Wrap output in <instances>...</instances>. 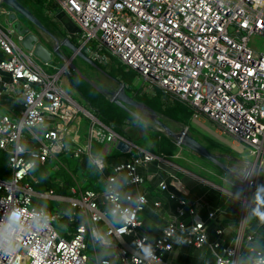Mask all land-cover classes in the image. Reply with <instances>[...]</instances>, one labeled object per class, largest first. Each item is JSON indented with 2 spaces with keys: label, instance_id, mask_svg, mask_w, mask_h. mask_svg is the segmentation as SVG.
<instances>
[{
  "label": "built area",
  "instance_id": "built-area-1",
  "mask_svg": "<svg viewBox=\"0 0 264 264\" xmlns=\"http://www.w3.org/2000/svg\"><path fill=\"white\" fill-rule=\"evenodd\" d=\"M2 3L0 0V6ZM54 3L77 24L72 36L78 37L80 44H76L83 51L86 49L87 55L100 61H108L109 54L117 56L142 75L149 93L161 91L186 104L194 115L207 116L220 130L248 145L256 157L254 163L263 166L264 52L252 48L249 41L254 35L264 37V0H54ZM44 10L55 18L48 7L44 6ZM23 37L13 26L6 30L0 25V95L20 96L23 104L18 112L0 115V149L8 154L11 168L8 177L0 176V219L7 207L31 210L37 196L69 202L72 207L69 221L75 219L78 211L87 210L98 223H106L102 215V191L83 188L76 180L69 195H58L53 188L38 191L32 182L36 175L28 168L29 157L12 151L24 143L26 131L33 139L30 147L38 153V165L52 158L58 169L61 155L92 154L93 140L103 143L105 152L110 153L125 139L91 114L88 142L77 143L73 121L81 106L60 83L69 60L59 71L49 74L34 61L33 51L20 44ZM91 41L94 48L88 47ZM40 121L47 125L46 134L34 136L33 126ZM128 143L126 151L134 152L133 157L114 168L122 165V172H127L134 181L132 184L142 185L144 176L138 166L158 155L129 140ZM57 144L62 147L57 148ZM254 163L246 161L247 165ZM114 174L113 171L107 177ZM161 187L165 189L167 184L162 182ZM140 193L146 197V203L134 212L133 224L137 226L129 224L122 239L112 237L111 264H144L141 257L134 258L133 242L146 236L149 237L146 243L153 245L156 256L152 264L161 263L162 255L172 250L174 237L179 233L196 247L208 241L207 224L198 217L197 204L185 209L188 202L184 198L179 201L177 215L167 222L160 235L151 237L139 232L143 224L140 213L149 203L148 195ZM246 198L251 202V196L245 193L243 219L247 215ZM154 204L158 206L161 202L156 200ZM48 210L52 216L49 228L22 237L13 256L0 254V264H92L94 249L90 234L81 231L79 222L62 233L53 221L63 215ZM186 214L191 217L189 222L184 218ZM209 215L212 217L214 213ZM216 232L222 235L223 229ZM127 236H133L132 245L124 242ZM211 244L216 255L214 264L219 257L236 258L237 245L226 243L222 237Z\"/></svg>",
  "mask_w": 264,
  "mask_h": 264
},
{
  "label": "crops",
  "instance_id": "crops-1",
  "mask_svg": "<svg viewBox=\"0 0 264 264\" xmlns=\"http://www.w3.org/2000/svg\"><path fill=\"white\" fill-rule=\"evenodd\" d=\"M36 5H38L41 10L40 13L42 18L48 20V23L51 24L49 28L55 32L60 41L64 39L65 36H68L71 40L74 38L72 34L76 30L77 24L72 20L68 12L60 9L56 5V7H58V9L56 8L58 13L56 15L54 14L55 18L53 19L44 10V6L40 0L36 1ZM67 21L69 22V24H66ZM9 25L11 24L9 23ZM35 28L36 30L34 32L35 34H37L39 39H42V41L44 40L45 43H48V41L52 43L54 42L52 37H49L48 33L41 30L37 26ZM76 55L77 54H73L71 56L72 62L73 57ZM92 59L99 66H94L98 70H100L103 64L109 62L107 60L100 61L96 58ZM64 66L65 64L62 67ZM68 69L69 67H67L65 70ZM112 69L113 67L111 66L110 70ZM102 71L103 73L105 72L103 69ZM97 76L98 75L95 74V76H93V80L95 79L99 82ZM104 76L100 80V83L104 81L101 84L102 90L100 92L102 93L104 92L103 90L107 89L105 84L106 80ZM119 78H116L118 82L113 79V83H118L117 86L119 87V83L122 82L123 84H125L124 86L126 89H131V95L134 97L136 94H138L139 96L147 95L149 97H153L158 93H162L161 91H158L155 95H153L149 93L145 88L143 89V92L140 91L138 93V89L132 87V83L124 81V79L122 80L121 77ZM5 79L8 80L7 74L5 75ZM75 90L77 92V96L71 95L69 94V92L67 93L81 106V112L77 119L73 121V124L74 127L77 128L76 142L79 144H84L88 142L90 136L91 123L86 126V131L83 130V117L87 116L88 118H90V115L93 113L88 109L89 107L86 104V100L83 98L80 92L76 88ZM162 95H165L168 101H176L175 99L170 98V96L165 93H162ZM139 101L146 103L142 100ZM176 102L184 104L180 101ZM22 106L23 104L20 96H13L10 93H4L0 95V115L4 113L13 114L14 112H18V110H20ZM132 109L144 115V112L141 109ZM155 111H157V113L161 116L162 120L167 123L171 130L180 131L183 128L187 127L189 131L201 143L208 147L212 152L219 154L220 160L233 171V173L226 171L218 165L210 162L205 157L193 152L184 145H178L176 139L172 136L170 137H172V139L178 145V151L175 154L165 156L158 155V158L152 161L145 162L138 166L139 173L144 176V182L142 183V185L131 184L130 188L133 191L138 190L139 192H145L149 197V203L145 206V209L140 213V217L143 221V224L139 228V232L148 233L149 235H151V237L160 235L163 227L167 224V222L172 217L177 215V210L180 206L179 201L181 198L186 199L188 202V205L185 206V209H187V207L190 205L193 206L197 204V215L207 224L208 241L206 243H204L200 247H196L188 243L179 245L175 242L172 250L167 251L162 255L163 259L159 264H214L216 255L211 246V243L220 239L221 237L226 241V243L237 245V255H239L240 253L243 254L247 250L250 240L248 238L249 236H251V241L253 243H255L256 240L264 242V224H262L259 220H253L249 224L244 220L245 218L243 219L242 215V198L245 193L251 196L255 189L253 187L248 188L246 183H243L242 180H240L238 175L236 174L246 169V161H252V163H254L256 160L255 155L248 150L250 154L253 155V157H247V155L244 154L243 149H241V147H244L243 144L245 143L235 139L232 135L229 136V133L220 130L215 124V122L205 115H194L193 111L191 110V118L189 123H187L181 120H175L162 111ZM206 120H209L216 125L215 132H217L218 135L229 136L231 137V140H228L227 138L220 139L216 137V135H214L204 126ZM149 121L151 126L148 128L147 131L134 126L132 123V119H129L127 123L123 126L122 132H118L115 129L114 130L120 136H123L125 139L129 140V142H132L139 146L140 141H137V136H148L154 129L159 130L164 134L168 135L164 130L159 129L157 124L151 119H149ZM224 133H227L228 135ZM93 141L94 142H92L93 144L91 146V152L92 154L100 152L104 155V158L108 164L107 170L109 174L113 172V168L116 164L128 161L134 155V152L122 151L121 149H119L118 143L112 148L110 153H106L104 150L103 143L99 142L98 140ZM24 143H27L29 146L33 143L31 135L27 132L25 133ZM262 165L264 166V161ZM122 173L128 175L125 170ZM162 182H165L167 184V188L163 189L161 187ZM71 186H73V184L69 186L68 195L71 194ZM241 189L248 190L240 198H236L235 194ZM57 194L65 195L59 193ZM35 197L37 198L38 202L40 200H45L37 196ZM50 200H56L58 202L61 201L56 198ZM156 200H159L161 204L156 206L154 204V201ZM101 206L102 208H104V203H101ZM50 210L54 213H61L58 211H53L52 209ZM210 212L214 213L212 217L209 215ZM184 218L188 222L191 220V217L188 214L184 215ZM149 223L152 224V227L149 226ZM99 224L103 226L105 225V222L102 221ZM218 228L223 229L222 235L217 234L216 230ZM180 234L182 233H179L178 235ZM124 242L129 245H132L133 236L125 237Z\"/></svg>",
  "mask_w": 264,
  "mask_h": 264
},
{
  "label": "clouds",
  "instance_id": "clouds-1",
  "mask_svg": "<svg viewBox=\"0 0 264 264\" xmlns=\"http://www.w3.org/2000/svg\"><path fill=\"white\" fill-rule=\"evenodd\" d=\"M132 123L134 126L145 131L151 126L149 119L145 115L134 114ZM47 125L42 121L33 126L34 136H43L46 134ZM6 131V129H5ZM57 148L62 145L57 144ZM14 153L18 152L29 157L28 168L35 171L38 168V153L27 143H21L14 147ZM88 170L93 174H99L102 178L108 164L104 155L100 152L88 155ZM123 166L113 168L114 175H109L106 180L102 179V195L104 208L102 215L105 218V225L101 226L87 210L79 213L80 229L90 234L91 245L94 249L92 264H111V258L114 256L112 251V237L118 236L120 239L128 233L127 226L133 224L134 212L142 209L146 203V197L138 190L133 191L130 185L134 182L128 175L122 173ZM259 170L249 165L242 173L243 181L247 182L248 188L254 187L251 195V202L245 199L247 215L245 221L251 223L253 220H259L264 224V184H254V178L259 174ZM41 180L47 179L46 174H41ZM248 189L239 190L235 196L240 198ZM72 209L62 210L64 216L71 218ZM52 223V216L49 213L47 203H37L31 206V210L23 207H7L5 214L0 219V254L13 256L19 247L21 238L33 232H44ZM133 226H137L134 225ZM152 227V224L149 223ZM184 231L183 225L181 232ZM149 237L133 242L135 246L134 258L139 256L144 264H152L156 258L154 247L151 243H146ZM174 241L183 245L187 243L186 236L175 235ZM203 255V254H202ZM264 264V242L256 240L255 243L249 240L247 250L239 254L235 259L229 260L225 257H219L217 264Z\"/></svg>",
  "mask_w": 264,
  "mask_h": 264
},
{
  "label": "trees",
  "instance_id": "trees-1",
  "mask_svg": "<svg viewBox=\"0 0 264 264\" xmlns=\"http://www.w3.org/2000/svg\"><path fill=\"white\" fill-rule=\"evenodd\" d=\"M24 3L33 13H35L44 23L45 20L41 16V10L38 5L33 7L24 0H20ZM31 2V1H30ZM33 3V2H32ZM34 4V3H33ZM30 5V6H29ZM71 84L80 92L83 98L86 100L88 109L104 124L111 126L118 132H122L123 126L127 123L129 119H133V115L128 113L126 110L121 108L119 105L111 101L104 93L95 92L91 88L82 86L76 78L70 76ZM140 90H138V93ZM135 97L138 100L145 101L150 104L153 109L159 110L167 114L169 117L189 123L192 111L184 104L176 101H168L165 95L158 93L153 97L147 95H138ZM84 128L86 131V126L91 123V119L87 116L83 117ZM148 138V141L144 144L142 140L139 142L140 146L146 148L147 150L153 152L159 156L173 155L178 151V145L172 139V137L164 134L163 132L154 129L148 136L144 135L143 138ZM94 142V141H93ZM93 144V143H92ZM87 154H81L80 156H74L69 153L66 155H61L60 157V167L53 172L49 170L48 165L51 166L54 159H49L45 164H39L38 168L33 171L36 175V180L32 181L35 189L38 191L54 188V190L59 194L68 195L69 186L76 181L83 188H91L94 190H102V179L106 180L109 174L107 168L105 169L103 178L99 174H93L88 170L87 167ZM64 163V164H63ZM63 166V167H62ZM11 168L8 162V154L0 149V176L6 178L10 175ZM46 174L47 179L41 180V174ZM35 203H39L35 197ZM48 208L53 211L61 212L63 209L71 208V205L67 201H56L50 200ZM79 211L73 221L68 220V216L60 217L63 221L67 223L69 228L74 227L79 222Z\"/></svg>",
  "mask_w": 264,
  "mask_h": 264
},
{
  "label": "water",
  "instance_id": "water-1",
  "mask_svg": "<svg viewBox=\"0 0 264 264\" xmlns=\"http://www.w3.org/2000/svg\"><path fill=\"white\" fill-rule=\"evenodd\" d=\"M8 6H10L14 11L8 13V20L9 23L14 27L15 31L21 35H23V39L21 40L20 44L26 50H32L33 54L36 58H39L45 63H51L52 52L48 49L46 45H44L40 40L37 34L29 30L26 26L22 24L20 19L17 17V14L24 16L28 19L31 23L35 26L40 28L41 30L45 31L52 37L53 46L52 50L58 56H62L65 61L69 60L67 70V74H70V67L75 69V65L71 61V57L66 55H62L61 53V45H65L66 47L70 48L74 55L77 54L78 56L85 59V61L91 63L93 66H98L95 61L88 56L77 44H75L68 36H65L64 39L60 41L57 35L45 25V23L35 14L31 9H29L25 4H23L20 0H3ZM99 67V66H98ZM119 87H113L110 89L103 90L104 94L114 103L119 105L121 108L126 110L128 113L134 116V114H140L132 108H139L144 112V115L155 122L159 129L164 130L169 136H172L177 141L184 145L185 147L189 148L193 152L205 157L210 162L218 165L222 169L233 173L232 169H230L227 165H225L220 160V155L212 152L208 147H206L203 143H201L190 131L189 129L183 128L180 131H173L170 127L165 123L161 116L153 109L150 105L137 100L134 96H132L127 89L125 88L122 82L119 83ZM142 115V114H140ZM129 147L128 140L122 139L118 142V148L122 151H126ZM249 165L246 164V168ZM259 170V174L254 178V184H264V166L259 165L258 163H254L251 165ZM245 170V169H244ZM243 171L236 173L240 180L243 181ZM247 184V182H244ZM254 188V187H253Z\"/></svg>",
  "mask_w": 264,
  "mask_h": 264
},
{
  "label": "rangeland",
  "instance_id": "rangeland-1",
  "mask_svg": "<svg viewBox=\"0 0 264 264\" xmlns=\"http://www.w3.org/2000/svg\"><path fill=\"white\" fill-rule=\"evenodd\" d=\"M25 2L29 3L30 5H32L33 7H36L34 4H36L37 0H24ZM31 1V2H30ZM43 4V6L49 7L53 14H57L58 11L56 9V4L54 3V0H40ZM34 4H33V3ZM24 4V3H23ZM29 5V6H30ZM14 10L8 6L6 3H2L0 6V25L4 28V29H8L9 28V20H8V13L7 12H13ZM17 17L20 19V21L22 22V24L26 27H28L30 30L35 31L36 30V26L31 23L28 19H26L24 16L17 14ZM45 20V25L50 27L51 24L48 23V20L43 18ZM66 24H69V22L67 21ZM70 28V27H69ZM13 38L15 41H18V38L16 37V35L12 34ZM72 41L76 44L79 43L80 41L78 39V37H74L72 39ZM48 49L51 50L52 52V60L50 64H46L45 62H43L42 60H40L39 58H36L35 56L34 61L36 63H38L39 65H41L49 74H54L57 71H59L62 66L65 64V59L61 56H58L57 54H55L52 50V46L53 43L52 42H48ZM249 44L252 48L258 50V51H262L264 52V37L263 36H259V35H254L251 37ZM89 48H94V42L91 41L88 44ZM61 49V53L62 55H66L68 57H71L74 52L66 47L65 45H62ZM86 53V49L84 50ZM89 53V52H87ZM109 62L103 64V66H101V68L106 72L103 73L102 69L100 68V70H98L97 68H95L91 63L85 61V59H83L82 57L76 55L73 57V64L75 65V69L73 67H70L71 72L68 75L67 74V70H65L60 78V83L62 85V87L69 92V94L77 96V92L75 90V87L71 84L70 81V76L74 78H76V80H78V82L83 86L87 87V88H91L93 89L95 92H99L102 90V86L101 84L104 82L102 81V83H100L101 78L104 76L105 80L107 78V76H109L110 78L112 76L119 78L121 77L122 80L124 79V81L130 82L132 83V87H135L136 89L140 90L143 92V89L146 87L147 83L144 82L142 75L137 71L134 70L132 68H130L127 64H125L124 62H122L117 56H113L109 54ZM113 67L112 70H110V67ZM97 76L98 81H96L95 79L93 80V76ZM112 75V76H111ZM108 77V78H109ZM120 80V78H119ZM135 84V85H134ZM127 91H130L129 93L131 94V89H127ZM209 131H211L214 135H216V137L220 138V139H225L227 138L228 140H231V135L226 136V135H218L217 132H215V127L216 125L214 123H212L209 120L205 121V125H204ZM26 133V131H24ZM227 134V133H224ZM228 135V134H227ZM137 141H141L144 144L145 142L148 141V138H143L137 136ZM243 148L241 147V149H243L244 154L247 155V157H253L252 154H250L249 147L246 144H243ZM56 160L52 162L51 166L48 165V168L50 171H54L55 170V164H56ZM64 164V163H63ZM60 167V164H59ZM63 167V166H62ZM40 200V199H39ZM50 199H45V200H40V203H47V205H49L51 202L49 201ZM54 226L57 228V230L61 231L62 233H64L66 231V229L68 228V225L65 221H63L62 219L58 218L56 220L53 221ZM88 253L91 255L92 254V249L91 247L88 249Z\"/></svg>",
  "mask_w": 264,
  "mask_h": 264
},
{
  "label": "flooded vegetation",
  "instance_id": "flooded-vegetation-1",
  "mask_svg": "<svg viewBox=\"0 0 264 264\" xmlns=\"http://www.w3.org/2000/svg\"><path fill=\"white\" fill-rule=\"evenodd\" d=\"M27 28H28V27H27ZM28 29H29V28H28ZM29 30H30V29H29ZM31 31H32V30H31ZM32 32H34V31H32ZM53 32H54V31H53ZM34 33H35V32H34ZM54 33H55V32H54ZM49 37H50V36H49ZM50 38H51V37H50ZM39 40H40L44 45H46V46L49 45L47 42L45 43L44 40H43V41H42V39H39ZM48 42H49V41H48ZM109 76H110V75H109ZM109 76H107L106 81H105L106 88L110 89V88H113V87H118V86H117L118 83L114 84V83H113V79L116 80L117 82H118V80H117L115 77H113V76H112L111 78H110ZM108 77H109V78H108Z\"/></svg>",
  "mask_w": 264,
  "mask_h": 264
}]
</instances>
